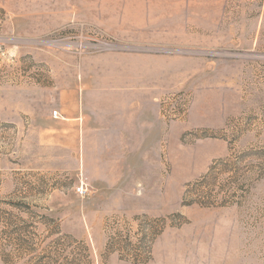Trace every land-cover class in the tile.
<instances>
[{"label":"rangeland","instance_id":"1","mask_svg":"<svg viewBox=\"0 0 264 264\" xmlns=\"http://www.w3.org/2000/svg\"><path fill=\"white\" fill-rule=\"evenodd\" d=\"M116 89L140 159L84 147ZM0 264H264V0H0Z\"/></svg>","mask_w":264,"mask_h":264},{"label":"crops","instance_id":"2","mask_svg":"<svg viewBox=\"0 0 264 264\" xmlns=\"http://www.w3.org/2000/svg\"><path fill=\"white\" fill-rule=\"evenodd\" d=\"M123 73L115 79L123 81ZM81 109L85 112H99L101 119L98 130L85 131L84 147L98 160L110 158V154L121 150L119 143L127 142V152L140 156L146 151L149 138L151 143L157 139L158 117L153 100L146 91L116 89L95 96L85 92L81 96ZM87 128V127H86ZM93 136L89 141L87 134ZM114 136L115 143L108 136ZM124 138H127L126 140ZM97 155V156H95ZM102 167V163H100Z\"/></svg>","mask_w":264,"mask_h":264},{"label":"trees","instance_id":"3","mask_svg":"<svg viewBox=\"0 0 264 264\" xmlns=\"http://www.w3.org/2000/svg\"><path fill=\"white\" fill-rule=\"evenodd\" d=\"M243 157L242 156H238V157H235V163H233L234 165H236L237 163H239V161L241 160V158ZM230 161V158H226L224 159L222 162L223 163H229ZM201 181H206V177L204 178H201ZM200 181H196L195 183L193 184H188L185 186V192L183 194V199H182V204L183 205H193V204H196V205H199L201 207H211L213 206V203L212 201H210L209 199V196L207 195V193H202L203 195H196V197L193 198L195 192L194 190V187L199 184ZM205 194V195H204Z\"/></svg>","mask_w":264,"mask_h":264},{"label":"built area","instance_id":"4","mask_svg":"<svg viewBox=\"0 0 264 264\" xmlns=\"http://www.w3.org/2000/svg\"><path fill=\"white\" fill-rule=\"evenodd\" d=\"M53 116H56V112L53 113ZM76 193L78 195H84L86 193V189L83 186H79L76 188Z\"/></svg>","mask_w":264,"mask_h":264}]
</instances>
